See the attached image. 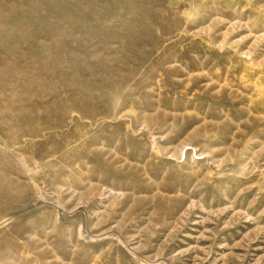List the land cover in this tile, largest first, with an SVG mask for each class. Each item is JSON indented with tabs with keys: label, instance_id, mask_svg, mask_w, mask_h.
<instances>
[{
	"label": "rangeland",
	"instance_id": "374dc122",
	"mask_svg": "<svg viewBox=\"0 0 264 264\" xmlns=\"http://www.w3.org/2000/svg\"><path fill=\"white\" fill-rule=\"evenodd\" d=\"M0 264H264V0H0Z\"/></svg>",
	"mask_w": 264,
	"mask_h": 264
}]
</instances>
